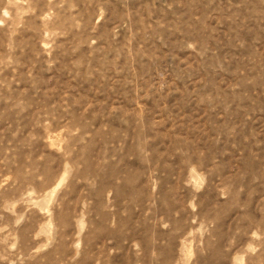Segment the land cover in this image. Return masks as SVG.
Masks as SVG:
<instances>
[{
    "label": "rangeland",
    "instance_id": "obj_1",
    "mask_svg": "<svg viewBox=\"0 0 264 264\" xmlns=\"http://www.w3.org/2000/svg\"><path fill=\"white\" fill-rule=\"evenodd\" d=\"M0 264H264V0H0Z\"/></svg>",
    "mask_w": 264,
    "mask_h": 264
}]
</instances>
